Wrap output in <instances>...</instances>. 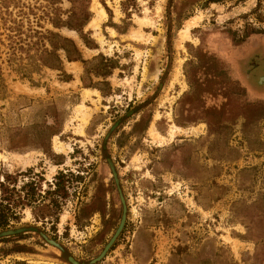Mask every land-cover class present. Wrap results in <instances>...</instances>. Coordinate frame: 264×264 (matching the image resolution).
Masks as SVG:
<instances>
[{
    "label": "rangeland",
    "instance_id": "rangeland-1",
    "mask_svg": "<svg viewBox=\"0 0 264 264\" xmlns=\"http://www.w3.org/2000/svg\"><path fill=\"white\" fill-rule=\"evenodd\" d=\"M0 181V264H264V0H0Z\"/></svg>",
    "mask_w": 264,
    "mask_h": 264
},
{
    "label": "trees",
    "instance_id": "trees-1",
    "mask_svg": "<svg viewBox=\"0 0 264 264\" xmlns=\"http://www.w3.org/2000/svg\"><path fill=\"white\" fill-rule=\"evenodd\" d=\"M128 1L129 0H125ZM123 5L125 2H122ZM88 21V15L85 17H73L66 21H61L60 25L66 26L71 29H75L77 31H81L82 26ZM57 24V23H55ZM42 40H46L48 42V46L42 45L41 50L38 51L35 56H33V60L37 61L39 65L45 66L51 69H56L62 71V63L63 58L67 61H76L80 60L84 64L87 63L82 59L80 51L78 50L76 44L70 38L61 36L57 32L48 31L46 35L40 36ZM86 43L87 42L86 40ZM63 54V58L61 57V53ZM105 60V62L103 61ZM100 60L102 62V67L100 70L96 72L98 75H107L108 68H111L112 65L108 64L110 60L103 58L100 56ZM4 179L6 182L12 180V176L9 174H5ZM32 186V185H31ZM32 196L35 194L33 188H31ZM14 187L9 188L4 182L0 181V228L4 229L9 225V221L13 219H17L15 206L23 205L28 200V198H21L19 196L17 200L14 198Z\"/></svg>",
    "mask_w": 264,
    "mask_h": 264
},
{
    "label": "flooded vegetation",
    "instance_id": "flooded-vegetation-1",
    "mask_svg": "<svg viewBox=\"0 0 264 264\" xmlns=\"http://www.w3.org/2000/svg\"><path fill=\"white\" fill-rule=\"evenodd\" d=\"M109 162V165H110V167L112 168V174H113V176H114V178H113V180H114V182L116 183L117 182V178H116V174H115V172H114V170H113V165H112V162L109 160L108 161ZM107 194V192H105L104 193V195H106ZM104 195L101 197V198H98V197H94V199H95V204H96V206L97 205H99L100 207H98V209H96V210H100L101 209V212H102V216H103V218L106 220V219H109L110 218V215H111V212L109 211V209H110V207H111V205H110V203H109V201H105L104 199H106V196L104 197ZM107 197H109V196H107ZM121 195H120V200H121ZM123 198V197H122ZM121 202H122V208H121V213H120V216H119V220H118V222H117V224L115 225V229H114V232L116 231V229H117V227H118V224H119V221H120V219H121V217H122V214L125 212V210H126V206H125V204H124V198H123V200H121ZM94 204V205H95ZM125 215V214H124ZM107 221V220H106ZM124 222H125V219H124ZM124 225H125V223H123V226H122V229H123V227H124ZM122 229L120 230V232L122 231ZM114 232L112 233V235L110 236V238L113 236V234H114ZM119 232V233H120ZM119 235V234H118ZM117 235V236H118ZM116 236V237H117ZM109 238V239H110ZM109 239H108V241H109ZM116 239V238H115ZM114 239V240H115ZM47 241V240H46ZM54 241V240H53ZM107 241V242H108ZM48 242V241H47ZM107 242H106V244H107ZM114 242V241H113ZM113 242H112V244H113ZM49 243V242H48ZM50 244V243H49ZM58 244V243H57ZM105 244V245H106ZM111 244V245H112ZM105 245H104V247H105ZM110 245V246H111ZM110 246H109V248H110ZM57 247H59V245L57 246ZM103 247V248H104ZM103 250V249H102ZM101 250V251H102ZM99 255V254H98ZM71 258V259H70ZM69 259L72 261V262H75L74 261V259L72 258V257H69Z\"/></svg>",
    "mask_w": 264,
    "mask_h": 264
},
{
    "label": "water",
    "instance_id": "water-1",
    "mask_svg": "<svg viewBox=\"0 0 264 264\" xmlns=\"http://www.w3.org/2000/svg\"><path fill=\"white\" fill-rule=\"evenodd\" d=\"M121 200H123L122 197H121ZM124 219H125V215L123 213L122 217L119 221L118 227H117L116 231L114 232L113 236L109 239V241L107 242V244L105 245L103 250L100 252V254L92 259V262L99 260L104 255L105 251L109 248V246L112 244V242L114 241L116 236L119 234L120 230L122 229ZM19 231H21V228L3 230V231H0V236L14 234V233L19 232ZM44 238L48 242H54L56 244V246H58V244L55 241H53L52 239H48L46 237H44Z\"/></svg>",
    "mask_w": 264,
    "mask_h": 264
},
{
    "label": "bare ground",
    "instance_id": "bare-ground-1",
    "mask_svg": "<svg viewBox=\"0 0 264 264\" xmlns=\"http://www.w3.org/2000/svg\"><path fill=\"white\" fill-rule=\"evenodd\" d=\"M97 11V10H96ZM97 14H98V19L97 18H95L97 21L101 18V17H103L105 14H104V12L103 11H97ZM94 18H93V20L90 22L93 26H97V22H96V20H95ZM102 19V18H101ZM54 147L56 148V149H59V145H58V143H54ZM52 244H55L54 242H51ZM56 245V244H55ZM71 259V258H70Z\"/></svg>",
    "mask_w": 264,
    "mask_h": 264
},
{
    "label": "crops",
    "instance_id": "crops-1",
    "mask_svg": "<svg viewBox=\"0 0 264 264\" xmlns=\"http://www.w3.org/2000/svg\"><path fill=\"white\" fill-rule=\"evenodd\" d=\"M105 16V15H104ZM73 63H75L76 64V62L75 61H73Z\"/></svg>",
    "mask_w": 264,
    "mask_h": 264
}]
</instances>
